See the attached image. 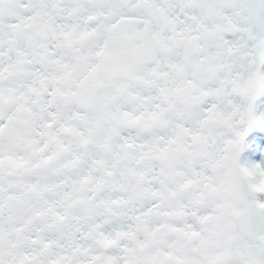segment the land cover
Instances as JSON below:
<instances>
[{
    "label": "snow or ice",
    "instance_id": "1",
    "mask_svg": "<svg viewBox=\"0 0 264 264\" xmlns=\"http://www.w3.org/2000/svg\"><path fill=\"white\" fill-rule=\"evenodd\" d=\"M260 183L264 0H0V264H264Z\"/></svg>",
    "mask_w": 264,
    "mask_h": 264
},
{
    "label": "clouds",
    "instance_id": "2",
    "mask_svg": "<svg viewBox=\"0 0 264 264\" xmlns=\"http://www.w3.org/2000/svg\"><path fill=\"white\" fill-rule=\"evenodd\" d=\"M258 189L259 190H264V183L258 184Z\"/></svg>",
    "mask_w": 264,
    "mask_h": 264
},
{
    "label": "rangeland",
    "instance_id": "3",
    "mask_svg": "<svg viewBox=\"0 0 264 264\" xmlns=\"http://www.w3.org/2000/svg\"><path fill=\"white\" fill-rule=\"evenodd\" d=\"M254 115H257V116H259L260 114H259V113H254Z\"/></svg>",
    "mask_w": 264,
    "mask_h": 264
}]
</instances>
